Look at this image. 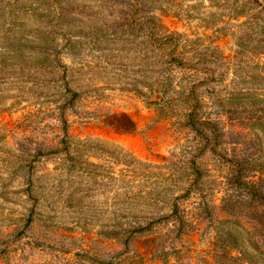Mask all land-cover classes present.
Listing matches in <instances>:
<instances>
[{
	"label": "rangeland",
	"instance_id": "rangeland-1",
	"mask_svg": "<svg viewBox=\"0 0 264 264\" xmlns=\"http://www.w3.org/2000/svg\"><path fill=\"white\" fill-rule=\"evenodd\" d=\"M252 157L264 0H0V264H264Z\"/></svg>",
	"mask_w": 264,
	"mask_h": 264
},
{
	"label": "trees",
	"instance_id": "trees-1",
	"mask_svg": "<svg viewBox=\"0 0 264 264\" xmlns=\"http://www.w3.org/2000/svg\"><path fill=\"white\" fill-rule=\"evenodd\" d=\"M233 164L231 169L232 176L230 181L237 184L238 188L242 189L247 198L262 205L264 208V158H246L236 162L227 160ZM259 170L257 178L255 170Z\"/></svg>",
	"mask_w": 264,
	"mask_h": 264
}]
</instances>
